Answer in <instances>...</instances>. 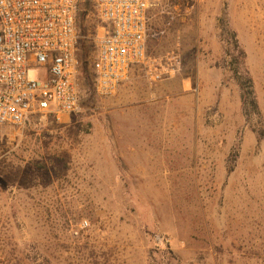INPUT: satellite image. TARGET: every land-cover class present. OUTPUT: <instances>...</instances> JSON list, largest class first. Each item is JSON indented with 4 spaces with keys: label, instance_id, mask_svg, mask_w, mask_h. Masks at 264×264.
I'll use <instances>...</instances> for the list:
<instances>
[{
    "label": "rangeland",
    "instance_id": "rangeland-1",
    "mask_svg": "<svg viewBox=\"0 0 264 264\" xmlns=\"http://www.w3.org/2000/svg\"><path fill=\"white\" fill-rule=\"evenodd\" d=\"M94 2L79 3L82 60ZM172 51L171 77L134 67L108 97L81 81L78 112L0 126V264H264V0L161 1L149 66Z\"/></svg>",
    "mask_w": 264,
    "mask_h": 264
},
{
    "label": "built area",
    "instance_id": "built-area-1",
    "mask_svg": "<svg viewBox=\"0 0 264 264\" xmlns=\"http://www.w3.org/2000/svg\"><path fill=\"white\" fill-rule=\"evenodd\" d=\"M161 1L95 0L99 33L89 65L94 93L114 95L134 67H143L150 81L180 68L174 51L159 67L149 66L150 11ZM78 5L79 0H0V126L23 128L34 116L59 121L81 109Z\"/></svg>",
    "mask_w": 264,
    "mask_h": 264
},
{
    "label": "trees",
    "instance_id": "trees-1",
    "mask_svg": "<svg viewBox=\"0 0 264 264\" xmlns=\"http://www.w3.org/2000/svg\"><path fill=\"white\" fill-rule=\"evenodd\" d=\"M80 3V0H79ZM83 12H87V9L85 8V10ZM78 13H80V6L78 5ZM79 18H78V14H77V27H78V32L79 35L81 36V29L79 26ZM80 41L79 40V45H80ZM236 48L238 49V52L240 54L241 57H244V51L240 48V46L238 45V42H236ZM79 49V47H78ZM95 49V47H94ZM79 51V50H78ZM77 58L79 61V79H80V83L82 81L83 85H87L89 87H92L93 90V74L90 71V62H91V57H84V60L80 59L77 53ZM238 72V71H237ZM235 72V79L237 81V84L239 85V90H240V100H241V105H242V112L243 115L246 119H260L261 118V112L259 109V105H258V101L255 95V91H254V83L252 78L249 75V72L244 69V71L242 73H237ZM84 87L81 85V88Z\"/></svg>",
    "mask_w": 264,
    "mask_h": 264
}]
</instances>
